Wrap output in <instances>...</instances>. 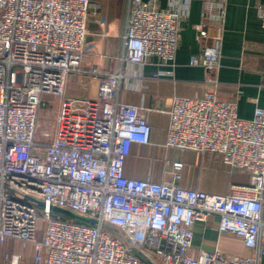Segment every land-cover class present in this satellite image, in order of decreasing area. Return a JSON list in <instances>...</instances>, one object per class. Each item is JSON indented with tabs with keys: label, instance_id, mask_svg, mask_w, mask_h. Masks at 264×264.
Returning <instances> with one entry per match:
<instances>
[{
	"label": "built area",
	"instance_id": "obj_1",
	"mask_svg": "<svg viewBox=\"0 0 264 264\" xmlns=\"http://www.w3.org/2000/svg\"><path fill=\"white\" fill-rule=\"evenodd\" d=\"M202 1L201 40L208 36L204 19L220 21L225 13L223 5ZM97 7L92 0H0V264H143L103 223L162 264H258L264 256V108L239 117L236 102L221 99L210 79L204 96L176 97L170 111L169 145L218 153L249 172L247 185L226 194L184 187L179 160L168 162L169 180L127 176L133 143H149L152 127L140 107L119 101L123 73L99 72L82 81V96L68 92L70 74L82 70L88 17ZM258 14L264 28V4ZM181 18L155 1L129 0L127 62L173 60ZM217 57L206 48L190 63L213 69ZM26 197L45 203L42 217ZM51 206L98 224L54 217ZM212 214L220 216V231L241 237L255 253L192 256L193 224ZM17 244H32V257L13 251Z\"/></svg>",
	"mask_w": 264,
	"mask_h": 264
},
{
	"label": "crops",
	"instance_id": "obj_2",
	"mask_svg": "<svg viewBox=\"0 0 264 264\" xmlns=\"http://www.w3.org/2000/svg\"><path fill=\"white\" fill-rule=\"evenodd\" d=\"M146 1H155L158 8L182 16L174 59L161 62L151 57L143 65L129 64L123 42L129 0H92L98 9L89 14L82 70L70 74L68 92L82 96L81 83L88 76L123 73L119 101L140 107L152 127L149 143H133L125 164L127 176L157 182L169 180L172 173L168 162L179 160L184 163L179 182L184 187L226 194L233 186L247 185L249 172L226 163L218 153L169 145L170 111L176 97L204 96L210 79L217 80L221 99L236 102L239 117L250 119L256 107L264 108V28L258 14V6L264 0H213L217 6L223 5L225 13L220 21L204 19L208 36L202 40L197 27L203 20L202 0ZM206 48H213L218 55L213 69L190 63L192 56H201ZM154 72L161 75L154 77ZM219 220L218 214H212L195 221L192 256L201 250L237 256L255 253L241 237L220 231ZM150 249L155 252L153 245ZM154 261L162 264L159 259ZM258 264H264V256Z\"/></svg>",
	"mask_w": 264,
	"mask_h": 264
},
{
	"label": "water",
	"instance_id": "obj_3",
	"mask_svg": "<svg viewBox=\"0 0 264 264\" xmlns=\"http://www.w3.org/2000/svg\"><path fill=\"white\" fill-rule=\"evenodd\" d=\"M26 199L30 202H34L38 206H45V203L39 199L33 198V197H26ZM51 211L56 214H60L63 216H66L67 218L73 219V220H78L82 221L84 223L88 224H98V220L93 217L85 216L78 214L76 212H73L71 210H68L66 208H61L58 206H51ZM103 227L108 230L110 233H112L114 236L118 237L120 240H122L129 250L138 258L141 260L143 264H156V262L149 256L147 255L143 250L137 248L133 244L130 243L128 238L121 232L119 231L116 227L108 224V223H103Z\"/></svg>",
	"mask_w": 264,
	"mask_h": 264
},
{
	"label": "trees",
	"instance_id": "obj_4",
	"mask_svg": "<svg viewBox=\"0 0 264 264\" xmlns=\"http://www.w3.org/2000/svg\"><path fill=\"white\" fill-rule=\"evenodd\" d=\"M54 217H60V218H63V219H66V220H70L69 218H67L66 216H63V215H60V214H56L54 213L53 214ZM75 222H78V223H84L82 221H78V220H74ZM19 248H22V250H19ZM13 251H18V252H23L24 254H26L27 258H31L32 255H33V251H34V247L32 244L26 246V247H23L21 244H17L13 247L12 249Z\"/></svg>",
	"mask_w": 264,
	"mask_h": 264
},
{
	"label": "rangeland",
	"instance_id": "obj_5",
	"mask_svg": "<svg viewBox=\"0 0 264 264\" xmlns=\"http://www.w3.org/2000/svg\"><path fill=\"white\" fill-rule=\"evenodd\" d=\"M46 114H47V110H43V115L45 116ZM38 213H39V216L42 217V215H43V207L42 206H38ZM39 234H41V233L39 232ZM19 250H22V248H19Z\"/></svg>",
	"mask_w": 264,
	"mask_h": 264
},
{
	"label": "bare ground",
	"instance_id": "obj_6",
	"mask_svg": "<svg viewBox=\"0 0 264 264\" xmlns=\"http://www.w3.org/2000/svg\"><path fill=\"white\" fill-rule=\"evenodd\" d=\"M95 89H96V86H95V85H93V90L95 91Z\"/></svg>",
	"mask_w": 264,
	"mask_h": 264
}]
</instances>
